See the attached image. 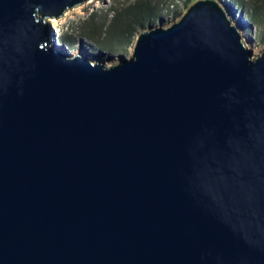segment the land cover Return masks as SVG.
Returning <instances> with one entry per match:
<instances>
[{"label":"water","instance_id":"obj_1","mask_svg":"<svg viewBox=\"0 0 264 264\" xmlns=\"http://www.w3.org/2000/svg\"><path fill=\"white\" fill-rule=\"evenodd\" d=\"M86 1L0 0V264H264V49L193 0L73 53Z\"/></svg>","mask_w":264,"mask_h":264},{"label":"trees","instance_id":"obj_2","mask_svg":"<svg viewBox=\"0 0 264 264\" xmlns=\"http://www.w3.org/2000/svg\"><path fill=\"white\" fill-rule=\"evenodd\" d=\"M176 0H119L97 16L96 10L89 16L70 23L78 27V35L87 37L98 50L115 51L133 41L139 28L169 12ZM185 4L192 0H184ZM243 10L252 22H264V0H230ZM226 6L232 10V5Z\"/></svg>","mask_w":264,"mask_h":264},{"label":"rangeland","instance_id":"obj_3","mask_svg":"<svg viewBox=\"0 0 264 264\" xmlns=\"http://www.w3.org/2000/svg\"><path fill=\"white\" fill-rule=\"evenodd\" d=\"M119 0H87L86 2H82L76 6L71 7V9H67L62 15L57 18H49L48 21L53 29V34L56 41L59 44H65L68 49L75 52H84L90 51L93 57L95 58H106L109 61H113L117 58V53H122L126 56H129L134 48L135 39L140 30L146 27L139 28L132 42L127 44L124 47H119L115 51L108 50H98L95 45L92 43L90 39L87 37H81L78 35V27L75 24L70 23V21H74L77 18H84L89 16L93 11L96 10L97 16L105 12L111 5L117 4ZM193 1V0H192ZM232 5V15L234 21H236L244 34L245 41L247 45L252 49V51L256 54L264 49V22H252L248 20L243 15V10L239 9L236 5H233L230 0H225ZM191 3V2H190ZM185 4L184 0H176L175 4H172V8L169 12L162 14L159 18L150 23H156L159 21L167 22L175 19L179 16L190 4ZM109 53L113 56L110 57Z\"/></svg>","mask_w":264,"mask_h":264},{"label":"bare ground","instance_id":"obj_4","mask_svg":"<svg viewBox=\"0 0 264 264\" xmlns=\"http://www.w3.org/2000/svg\"><path fill=\"white\" fill-rule=\"evenodd\" d=\"M57 18V16H55ZM55 17H49V18H55Z\"/></svg>","mask_w":264,"mask_h":264}]
</instances>
